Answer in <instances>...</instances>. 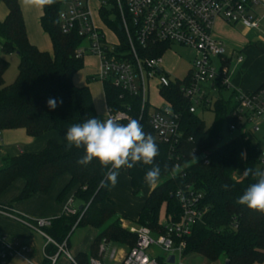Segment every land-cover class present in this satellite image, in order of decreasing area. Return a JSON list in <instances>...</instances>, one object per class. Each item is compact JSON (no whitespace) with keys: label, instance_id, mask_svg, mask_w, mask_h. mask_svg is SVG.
I'll list each match as a JSON object with an SVG mask.
<instances>
[{"label":"trees","instance_id":"16d2710c","mask_svg":"<svg viewBox=\"0 0 264 264\" xmlns=\"http://www.w3.org/2000/svg\"><path fill=\"white\" fill-rule=\"evenodd\" d=\"M111 8L102 5L100 16L103 22L124 39L119 29L118 10L114 0H106ZM8 9L4 19H0V131L24 128L28 135L38 137L48 132L66 133L73 124L95 117L99 118L93 96L88 85L77 86L74 75L83 68L84 57L77 56V49L84 38L76 30L65 33L61 28L60 11L64 0H54L43 5L41 26L49 35L53 52L42 50L29 40L23 12L19 0H3ZM166 46L150 53L157 56L164 53ZM16 53L19 56L18 75L14 82L5 84L4 75L9 61L4 55ZM182 82H173L169 88H161L160 93L171 103L180 116L183 137L180 146L171 157L169 148L156 139L149 122L150 104L142 111V99L132 96L111 83H104L107 107L113 111H127L129 119L138 120L145 133H150L159 148L155 164L161 169L160 178L145 199L136 220L139 225L164 233L166 224L160 221L163 205L166 217L172 215L174 221L180 219L181 207L176 197L179 188L194 186L203 193L201 208L202 219L198 220L190 236L186 238L185 254H199L210 261L224 257L229 264H255L264 262V213L249 209L236 201L245 189L258 178L251 173L241 179L235 173L246 168L253 172L260 170V149L245 135L238 140L220 144L222 132L219 127H207L205 121L196 113L190 112L191 101L180 91ZM63 100L55 110L49 109L47 100ZM234 102H215L220 122H236L231 116ZM239 145L245 149L246 158L240 168ZM48 141L44 149L37 153L21 152L7 156L0 166V195L18 178L25 185L18 199L23 200L37 193L50 190L54 180L63 174L70 176L69 181L58 195V200L74 196L83 205L75 215L62 214L53 218L46 232L57 243H69V236L75 226H93L101 229L92 243V256L99 253L103 240L119 243L132 248L137 235L121 224L115 202L110 195L111 182L105 174L110 170L103 168L93 159L90 164L82 165L78 160L83 157L84 149ZM150 165L137 163L125 170L130 179L133 193L137 194L145 185L146 172ZM104 181V185L101 181ZM71 194V195H70ZM68 197V198H67ZM48 255H54L59 248L53 243L45 247ZM78 264H88L89 257L79 253L75 258ZM9 262V261H8ZM0 260V264H7ZM45 258V263H46ZM72 264V263H71Z\"/></svg>","mask_w":264,"mask_h":264},{"label":"built area","instance_id":"2783aa9c","mask_svg":"<svg viewBox=\"0 0 264 264\" xmlns=\"http://www.w3.org/2000/svg\"><path fill=\"white\" fill-rule=\"evenodd\" d=\"M118 10L119 25L124 33L122 39L116 31L109 28L114 41L108 39L107 33L98 28L93 21L89 0H64L60 11L61 28L69 33L76 30L84 38V43L77 49L78 57L95 54L101 62V70L96 78L104 83L128 92L132 96L142 99V111L147 103L150 104V86L158 90L169 88L173 82H182L180 91L191 101L189 111L196 112L195 104L203 101V105L212 102L207 98L204 83H211L214 91L234 88L229 77L231 62L244 61L243 57L232 49L227 51V45L214 34L215 25L222 21L227 26L242 25L246 28H259L264 18V0H114ZM107 1L103 0L102 5ZM101 5V6H102ZM101 8V7H100ZM103 21V20H102ZM180 44L189 48L195 55L192 67L184 81L171 78L164 70V55L173 44ZM164 45V53L151 56L159 46ZM234 108L231 116L236 122H229L227 127L231 132L241 129V136L252 137L251 123L254 130H259L264 122V83L255 91L246 92L234 90L231 98ZM108 109L106 118L116 116L120 121L127 119V111H113ZM105 118V119H106ZM149 122L153 127L158 142L167 145L170 156L174 155L180 146L183 131L180 116L173 109L171 103L155 106L150 112ZM260 149L259 166L264 171V146ZM239 171L236 179H241ZM180 203L181 214L178 221L173 216H167L165 232L153 231L144 225L129 227L136 233V244L127 250L119 260L116 250L111 257L119 264H187L185 249L186 238L191 235L193 225L204 215L201 208L203 193L194 186L188 185L176 191ZM75 198L70 196L64 206L63 214L75 215L78 207L74 205ZM0 214L9 216L24 224L32 232L38 233L46 239V244L53 243L59 250L54 255L44 251V264H57L62 253H65L72 264H78L67 250V243H57L46 232L53 218H32L17 212L15 209L0 205ZM157 236V238L154 237ZM105 241V240H104ZM158 245L167 254L150 253L152 245ZM33 247L18 239H9L0 231V260L8 262L16 256L26 258ZM105 251V245L100 244L99 253ZM174 261H170V257ZM29 261V260H28ZM88 264H104L100 259L92 257Z\"/></svg>","mask_w":264,"mask_h":264},{"label":"rangeland","instance_id":"374dc122","mask_svg":"<svg viewBox=\"0 0 264 264\" xmlns=\"http://www.w3.org/2000/svg\"><path fill=\"white\" fill-rule=\"evenodd\" d=\"M91 7L94 12V17L96 21L101 25V27L106 31L108 39L114 41L113 36L108 30V27L100 22V17L98 14V8L101 6V0H91ZM111 4H106L107 8H111ZM0 8L4 9V2L0 0ZM214 34L216 37L223 39L227 45V51L232 49L236 50L239 53L246 64L248 66L247 71L243 72V68L241 65L236 63V57L234 58L230 68H229V77L230 81L234 88L228 90H219L214 91L211 83H204L203 87H205L207 98L212 102L209 106L203 105V101L195 104L196 113L205 121L207 127H219L222 132V139L220 144H224L231 140H238L241 136V129L238 131L231 132L227 127V121L220 122V118L216 111L215 102L217 100H222L224 103H229L234 94V89L245 91L242 87L237 86L233 81L235 77L240 74V76H249L254 75L255 73L264 74V18L260 22L259 28H246L242 25L236 26H227L222 21H218L215 25ZM49 43L51 44V52H53V46L51 39L48 38ZM1 43H0V55H2ZM9 61V67L5 72L4 80L5 84H10L15 81L18 75V65H19V56L16 53L4 55ZM84 66L76 75L78 79H84V82L87 81L90 84V88L94 92L95 100H96V109H98L97 113L100 119H105L108 114V109L106 106L104 89H103V81L100 79L92 78L96 76L97 72L100 69L99 57L95 54H87L84 57ZM195 58L194 53L187 47L182 46L180 44H173L170 50L164 55V63L163 68L167 71L171 78H178L181 81L186 79V76L192 67L193 60ZM252 67V68H251ZM251 68V69H250ZM240 72V73H239ZM243 72V73H242ZM244 74V75H243ZM93 75V76H92ZM244 76V77H245ZM154 83L151 82L150 88V112L154 109L155 106H160L165 104V100L159 95L158 90ZM255 122L253 121L250 125V129H252V135L256 140L257 146L259 148H263L264 146V122L259 127V130L255 131L254 128ZM241 153H245V149L239 145V160H240V168L241 170L245 164V158H241ZM240 175L243 174V171L239 172ZM239 175V176H240ZM149 184L145 181L144 187H147ZM156 184H154L155 186ZM143 191L141 190L137 193L136 196H141ZM126 202V200H124ZM74 205L79 207V201L76 199L74 201ZM118 215V214H117ZM123 217V216H122ZM160 221L162 223H167L166 219V205H163L160 214ZM121 224L124 228L129 229V227L139 225L137 221H134L130 217H123L121 219ZM130 230V229H129ZM101 229L93 227V226H75L69 236V243L67 245V250L75 259L79 253H85L90 259L92 256V243L94 238L100 233ZM34 234L39 235L38 233L33 232ZM157 238L156 235H154ZM39 239H27L25 243L32 244ZM38 242V241H37ZM102 244L105 245V251L98 255L95 258L100 259L104 264H117V262L111 257V253L113 250H116L117 257L120 256L121 252L127 250V247L114 242H106L102 241ZM150 253H158L167 256L166 252L162 250L158 245H152L149 249ZM27 257L30 258V255L27 254ZM32 258V257H31ZM36 263L39 261L37 258H33ZM184 261L187 264H226V259L221 257L216 261H210L202 255L199 254H190L186 255ZM23 264L25 261L21 260ZM90 263V262H89ZM10 264V263H9ZM58 264H71L70 258L62 253L60 256ZM255 264H264L263 263H255Z\"/></svg>","mask_w":264,"mask_h":264},{"label":"crops","instance_id":"0c3cea01","mask_svg":"<svg viewBox=\"0 0 264 264\" xmlns=\"http://www.w3.org/2000/svg\"><path fill=\"white\" fill-rule=\"evenodd\" d=\"M102 1L103 0H101V3ZM19 2L23 12V17L25 20L29 40L31 41V43L35 44L40 49L51 52V44L49 43L48 40V38L50 37L43 30L41 26L43 6L36 4H25L24 0H19ZM90 3L91 0H89V5H90L94 24L106 33V31L101 27L98 21H96ZM4 6H5L4 9L0 8V19H4L8 14V9L5 4ZM100 7L97 10L100 17V22L105 24L100 16ZM108 30L110 29L108 28ZM110 33H112L111 30ZM111 35L114 38L113 33ZM99 63H100V69L96 73L97 75L101 70V62L99 61ZM237 64L242 66L243 72L247 71L248 66H246L244 61ZM79 71L73 77L74 83L77 86L88 85L90 87L88 81L85 83L84 79L81 78L78 79L76 77ZM240 74H238L235 77L233 82L237 86L245 89L246 92L255 91L264 83V74L255 73L254 75L251 74L249 76H245L243 74L245 77L240 76ZM97 75L92 78H96ZM103 89H104V83H103ZM90 90L96 107L97 104H96L94 92L91 88ZM234 90H236V88ZM96 110L98 111V109ZM48 141L67 144V141L65 139V134L55 131L45 133L38 137H32L28 135L27 131L24 128L5 129L0 131V166L2 165L3 159L5 157L15 156L23 151L29 153H37L42 149H44ZM69 179L70 176L68 174L60 175L54 180L48 192L37 193L30 198L19 200L18 196L25 185V180L23 178H18L0 195V205H7L15 209L17 212L32 218L58 217L63 214L64 206L67 201L66 199L59 201L58 195L63 189V187L67 184ZM153 187L154 184L148 185L147 187H143L141 189L143 191V194L141 196H136L137 194L133 193V188L131 186V179L128 173L125 170H121L117 177L116 185L114 187L111 185L110 188V195L115 202L114 208L117 214L123 217H130L131 219L136 221L144 205L145 199ZM124 200H126V202H124ZM79 206H81L80 202H79ZM0 231L6 234L9 239H18L22 242H26L25 240L27 239H31V240L39 239L37 240L38 242L35 241L34 243L30 244L33 247V250L27 253L30 255V258L27 257V254H26V258L22 256H16L13 259H11L7 264L9 263L23 264L21 260L25 261V263L27 264L45 263L44 251L47 244H46V239L43 236L34 234L24 224L16 221L13 218H10L9 216L2 214H0ZM127 250L121 252L120 256L118 257L119 260L122 256H124ZM33 258H37L39 262L36 263ZM117 264H119V262H117Z\"/></svg>","mask_w":264,"mask_h":264},{"label":"clouds","instance_id":"9594fccd","mask_svg":"<svg viewBox=\"0 0 264 264\" xmlns=\"http://www.w3.org/2000/svg\"><path fill=\"white\" fill-rule=\"evenodd\" d=\"M24 2L43 6L54 3V0H24ZM46 103L49 109L55 110L63 100L49 98ZM65 139L67 150L72 147L84 149L85 154L78 160L79 164L87 165L96 159L103 168L111 166L105 176L113 187L117 183L119 170L131 169L137 163L152 166L145 175V181L149 185L157 183L160 178V166L154 163L155 157L159 154L158 145L150 133L144 132L143 126L136 119H129L124 124L116 116L106 119L92 117L69 127ZM241 158H246V154L241 153ZM250 173L258 180L250 184L236 202L264 213V171L253 172L248 168L243 171L245 177ZM104 183L102 180L101 184Z\"/></svg>","mask_w":264,"mask_h":264},{"label":"water","instance_id":"95a60500","mask_svg":"<svg viewBox=\"0 0 264 264\" xmlns=\"http://www.w3.org/2000/svg\"><path fill=\"white\" fill-rule=\"evenodd\" d=\"M119 28H120V29L122 28L121 25H119ZM82 208H83V205L80 206V209H82ZM170 261H171V262L174 261V257H173V256L170 257ZM226 264H229V261H228V260H226Z\"/></svg>","mask_w":264,"mask_h":264}]
</instances>
